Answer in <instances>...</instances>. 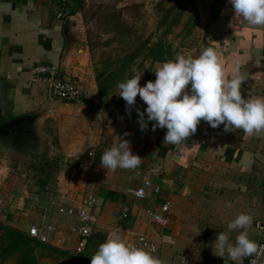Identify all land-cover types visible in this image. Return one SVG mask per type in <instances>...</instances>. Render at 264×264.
<instances>
[{
  "label": "crops",
  "instance_id": "crops-1",
  "mask_svg": "<svg viewBox=\"0 0 264 264\" xmlns=\"http://www.w3.org/2000/svg\"><path fill=\"white\" fill-rule=\"evenodd\" d=\"M78 1L0 0V126L49 105L54 119L48 121L55 128V132H49L52 135L49 144L62 160L51 196L61 197L64 206L77 205L79 195L85 191L96 196L86 255L91 257L97 250L100 244L97 234L105 238L110 230L144 233L161 243L162 236L175 232H197L200 221L215 229L216 234L217 222L219 232L227 231V223L239 213L253 218L248 234L261 230L264 223L258 221L264 218V131L251 136L242 130L215 131L201 119L195 133L171 145L163 142L165 128L152 130L154 121H148V128L143 131L137 114L130 121L99 125L89 109L49 98L46 82L30 77L29 70L36 64L55 65L58 77L77 80L95 108L99 107L87 50L77 40L67 38L68 30L78 27L80 6L70 18H55L58 10L78 6ZM212 12L215 17L210 19ZM198 18L203 38L201 48H214L229 76L233 65L239 62L244 77L240 87L242 97H264V26L238 22L227 0L219 5L214 1L211 5V0L204 5L203 1ZM159 64L154 62L151 66L152 81L154 68ZM140 106L142 112L146 105L143 102ZM8 129L14 135L26 130L25 136L31 134L25 121ZM119 140H127L131 152L141 158L136 169L108 170L101 165L102 152ZM79 164L84 166V178L80 176ZM144 179L160 190L154 201L138 199L128 191L141 186ZM146 192L150 194L151 190L147 188ZM165 200L171 202V208L168 225L161 228L148 219L146 210L159 211ZM49 203L43 214L60 226L64 237L59 249L66 253L59 256L65 257L57 260L67 264L73 260L74 264L69 253L73 246L74 217L59 216L56 206ZM122 212L127 213L126 218L114 215ZM2 217L0 222L23 232L28 227L24 221L14 224L17 220H8L12 218L8 214ZM213 229L211 233H215ZM238 231L228 233L230 241H234ZM216 234L210 239L214 241ZM219 254L226 264H244L249 257L234 261L225 252Z\"/></svg>",
  "mask_w": 264,
  "mask_h": 264
},
{
  "label": "rangeland",
  "instance_id": "rangeland-1",
  "mask_svg": "<svg viewBox=\"0 0 264 264\" xmlns=\"http://www.w3.org/2000/svg\"><path fill=\"white\" fill-rule=\"evenodd\" d=\"M203 1L205 0L78 1L80 22L73 29L72 39L87 50L94 77L96 72H101L114 78L107 94L102 99L99 98V107L87 108L89 114L96 115L95 121L99 125L130 121L137 114L136 107L143 104L137 95L135 103L126 110V102L118 95L116 85L118 81L136 74H141L138 82L141 86L150 80L154 62L145 58L147 49L143 43L146 40L148 45L159 38L165 41L171 47V56L167 60L174 59L177 53L199 55L203 50V38L198 12ZM165 16L166 19L163 20ZM174 18L177 24L165 34L167 24ZM133 54L134 58L129 60V56ZM85 96L89 99L87 94ZM48 106L37 108L36 114L42 118L38 119L35 126L34 144L28 142L18 151L0 141V218L4 214L12 217L16 213L14 217L8 218L10 221L16 219L14 224L24 221L29 226L40 222L46 204L51 200L58 202L60 198L51 196L62 160L54 146L49 144L52 136L49 132H55V128L51 122L54 113L48 110ZM45 161L50 165V174L45 186H40L38 178H42V174L38 171V164ZM79 169L83 174L84 166L81 165ZM82 174L80 176L84 178ZM74 177L77 178V174ZM73 220L75 221L74 218ZM258 222L264 223V218ZM217 228L219 232V222ZM197 229V232L191 234L175 232V235L162 236L161 243H156L162 264H226L214 246V241L210 239L214 238L216 230L205 221H200ZM212 229L215 233H211ZM248 236L256 242L263 241L264 224L261 230L250 232ZM59 257L65 256L46 255L39 258L38 264H67L65 261H58ZM12 262L7 260L2 264ZM68 264H73V260Z\"/></svg>",
  "mask_w": 264,
  "mask_h": 264
},
{
  "label": "clouds",
  "instance_id": "clouds-1",
  "mask_svg": "<svg viewBox=\"0 0 264 264\" xmlns=\"http://www.w3.org/2000/svg\"><path fill=\"white\" fill-rule=\"evenodd\" d=\"M233 17L251 26H264V0H227ZM154 81L141 86V74L118 81L119 96L126 102V110L139 95L146 107L137 108L140 130L165 128L163 142L179 144L195 133L202 119L210 127L223 123L225 131L242 130L246 135L264 131V97L242 98L240 87L244 77L236 62L227 75L217 51L204 48L199 55L177 53L174 59L163 61L154 70ZM146 116V119H145ZM100 163L108 170L136 169L141 158L133 154L127 140H119L104 150ZM253 218L239 213L227 225V231L218 232L213 242L216 249L225 252L232 260L246 256L264 255V245L248 236ZM239 229L234 241L228 233ZM90 264H162L161 260L143 247L126 243L117 235H110L91 255Z\"/></svg>",
  "mask_w": 264,
  "mask_h": 264
},
{
  "label": "built area",
  "instance_id": "built-area-1",
  "mask_svg": "<svg viewBox=\"0 0 264 264\" xmlns=\"http://www.w3.org/2000/svg\"><path fill=\"white\" fill-rule=\"evenodd\" d=\"M71 14L72 13H70L67 7H63L56 12L55 18L63 19L71 16ZM29 75L32 79H41L46 82L47 93L51 99L74 103L89 109L95 107L93 102H91L89 99H86L84 90L80 87L77 80L62 79L58 77V69L55 65L44 63L36 64L30 68ZM209 128L215 131H225L223 123L216 128H212L210 126ZM80 166L81 165L79 164V167ZM147 188L151 190L150 194H147ZM128 191L138 199H149L150 201H154L155 197L160 194L159 188L155 186L149 179H144L141 186ZM95 199V193L92 191H85L79 195L77 205L64 206L63 203L65 201L61 200V197L58 199V202L52 200L50 202L51 205L56 206L57 211L60 214L73 216L75 218V225L72 229L73 246L69 251L70 255L74 258V264H90L91 257L86 255V248L88 238L91 234L90 225L94 221L93 209L95 206ZM170 208L171 202L169 200H165L160 204L159 211L147 209L146 214L152 223L164 228L169 222L168 215ZM114 215L120 218L127 217L126 212L117 213ZM25 234L29 238L45 245H49L58 249L63 246L64 237L60 226L50 221L44 214L40 222L31 224L26 228ZM110 235H117L121 237L126 243H131L137 247H143L150 251L152 255L159 258L156 242L147 234L110 230L107 232L104 240ZM258 244L264 245V240L259 241ZM244 264H264V255L257 256L256 254H253L247 258Z\"/></svg>",
  "mask_w": 264,
  "mask_h": 264
},
{
  "label": "trees",
  "instance_id": "trees-1",
  "mask_svg": "<svg viewBox=\"0 0 264 264\" xmlns=\"http://www.w3.org/2000/svg\"><path fill=\"white\" fill-rule=\"evenodd\" d=\"M67 8L70 13H74L79 9V6H73V8L69 6ZM164 19H166V16L163 20ZM162 21L159 22V26H161ZM176 24L177 20H175V18L172 19L167 24L164 33H168ZM143 45L147 49L145 58H149L151 62L161 63L171 56V47L160 38L150 45H148V41L146 40ZM134 56L135 55L133 54L129 56L128 59L132 60ZM113 80L114 78L109 74L103 75L101 72L95 73V84L100 99L107 94ZM137 108L140 110L139 107H136V110ZM25 135L27 134L23 131L16 135L10 134L6 139V143L13 149L20 151L27 144L26 138L28 137ZM38 167V171L42 174V178H38L40 186H45L50 174V165L45 161L43 164H40L39 162ZM97 239L99 243H101L103 242L104 237L103 235L97 234ZM65 253L66 252L63 250L31 239L25 234V232L0 222V264L7 260H12V264H38L39 258L43 256L51 254L63 255Z\"/></svg>",
  "mask_w": 264,
  "mask_h": 264
},
{
  "label": "water",
  "instance_id": "water-1",
  "mask_svg": "<svg viewBox=\"0 0 264 264\" xmlns=\"http://www.w3.org/2000/svg\"><path fill=\"white\" fill-rule=\"evenodd\" d=\"M208 1H210V0H205L204 5H207ZM213 1L215 2L216 5H219V3H221L223 0H211V5L213 4ZM214 11L216 12V8ZM215 12L211 13V15L209 16L210 19L215 17V14H214ZM68 18H70V17H68ZM73 34H74V31L69 29L67 32V38L69 41H71V39L73 38ZM40 118H41V116L38 113L37 114L35 113V114H29V115H26L24 117H19V118L12 120V121L6 122L5 124L0 126V141L2 140L1 142H6V139H7V137H9L10 133L14 132L13 130L8 129L11 125H14V124L16 125L20 121H25L31 130V134L29 135L27 141L30 144H34L35 143L34 141L36 140L35 126H36L38 119H40ZM25 133L28 134V131L26 130Z\"/></svg>",
  "mask_w": 264,
  "mask_h": 264
}]
</instances>
